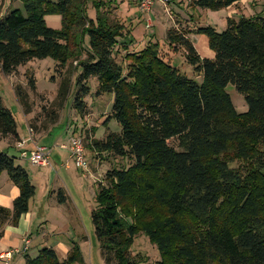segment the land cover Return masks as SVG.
Listing matches in <instances>:
<instances>
[{
	"label": "trees",
	"instance_id": "obj_1",
	"mask_svg": "<svg viewBox=\"0 0 264 264\" xmlns=\"http://www.w3.org/2000/svg\"><path fill=\"white\" fill-rule=\"evenodd\" d=\"M19 1L22 8H10L0 18L1 72L11 75L34 59L51 58L57 70L75 62L72 105L78 113L85 111L91 78L97 96H113L105 121L113 118L120 132L87 144L96 155L131 161L107 169L95 193L91 217L104 263L146 264L130 255L135 236L143 234L159 253L153 264H264L263 14L227 17L221 32L201 24L167 29L166 45L181 48L201 76L197 83L161 55L158 42L129 52L126 40L120 41L124 25L101 10L103 2L90 0L93 18L88 0ZM238 1L191 0V5L217 11ZM47 14L60 15V29L47 26ZM192 33L206 37L212 58L199 56L188 37ZM67 72L59 88L63 96L70 85ZM228 84L243 96L246 111L235 110ZM16 93L23 102L25 93L20 88ZM2 139L19 141L15 119L0 97ZM3 172L18 195L11 210L0 206V222L16 225L35 187L14 157L0 152ZM58 198L65 202L61 189ZM24 260L84 264L74 244L61 260L48 246Z\"/></svg>",
	"mask_w": 264,
	"mask_h": 264
},
{
	"label": "rangeland",
	"instance_id": "obj_2",
	"mask_svg": "<svg viewBox=\"0 0 264 264\" xmlns=\"http://www.w3.org/2000/svg\"><path fill=\"white\" fill-rule=\"evenodd\" d=\"M96 1L105 3L101 10L124 25L123 40L120 41L124 43L126 40L129 52L142 49L148 41L158 42L162 46L161 55L173 67L197 83L201 82V76L197 75L192 66L185 61L181 48L173 50L166 45L167 29L174 26L187 31L201 24L209 25L217 32H221L226 25L227 17L237 19L239 16H253L257 13L264 16V0H239L217 11L196 9L191 5V0H152L147 12L138 9V0ZM15 7L22 8L19 0H0V18L6 10ZM87 13L94 18L95 9L90 0L87 2ZM45 22L53 29L61 28V17L58 14L45 15ZM189 35L194 36L191 38ZM189 35L188 37L192 39L190 40L195 42L199 56L205 57L209 52L204 38L201 34ZM114 54L117 61L122 59L121 52L116 51ZM74 66L75 62H69L66 67L57 70V64L53 59L44 58L34 59L18 67L8 76L0 70V97L15 119L17 132L23 140L26 139L22 146L17 145L18 141L0 140V152L14 157L15 164L26 170L30 182L35 187L34 195L28 202L29 214L19 218L16 225L10 224L7 219L0 222L3 232L8 228V231L24 238L21 242L14 237L15 241L7 247L8 250H5L11 252L10 256L0 258L5 264H25V255L35 257L40 248L51 245L61 260L66 258L73 244L81 251L84 264H105L91 217V212L95 208V193L98 183L105 180L104 174L107 169L126 167L131 161L105 154L96 155L87 146L91 140L102 139L108 132L119 133L120 126L113 118L105 121L111 111L113 96L110 93L97 96L95 78L89 80L90 92L85 98L84 113L80 114L73 108ZM68 70L69 91L63 96L60 95L59 88L64 77L68 75ZM76 72H79V68ZM30 80L35 84L34 89L30 88ZM17 88L25 93L23 102L19 100L23 107L17 100ZM225 91L237 112L247 110L243 96L237 92L234 85L228 84ZM24 109L28 112L25 113ZM38 135L49 136L38 143L34 140ZM72 136L82 139L85 167H76L73 160L69 159L67 151L60 147V144L66 143ZM27 141L33 142L32 148L34 144L52 148L48 165H34L27 158L20 156L22 150L32 149H27L28 144L22 148ZM56 153L59 157L55 156ZM3 175L8 177L6 172H3ZM59 189L65 196V202L61 204L58 202ZM37 234L39 237H36ZM27 238H30L32 243L29 241L25 244ZM36 242H42L44 245L38 249ZM59 243L63 246L55 248ZM130 255H139L146 264H153L159 259L156 247L143 234L135 236Z\"/></svg>",
	"mask_w": 264,
	"mask_h": 264
},
{
	"label": "built area",
	"instance_id": "obj_3",
	"mask_svg": "<svg viewBox=\"0 0 264 264\" xmlns=\"http://www.w3.org/2000/svg\"><path fill=\"white\" fill-rule=\"evenodd\" d=\"M152 0H138L137 7L142 12H147L151 7ZM25 140H20L17 142L18 146H22ZM61 148L65 149L68 152L69 159L73 160L76 167H85L86 164L84 162L83 157V143L82 139L77 136H72L65 143L60 145ZM51 148L46 147L44 145L34 144V147L31 150H22L20 156L23 158H27L30 163L34 165H48V159L50 155ZM29 240H25V244H27ZM10 251H5L0 253V258H6V256H10Z\"/></svg>",
	"mask_w": 264,
	"mask_h": 264
},
{
	"label": "crops",
	"instance_id": "obj_4",
	"mask_svg": "<svg viewBox=\"0 0 264 264\" xmlns=\"http://www.w3.org/2000/svg\"><path fill=\"white\" fill-rule=\"evenodd\" d=\"M191 36V38L194 36V35H189V37ZM196 37L198 36V35H195ZM203 38H204V42H205V44L207 45V39H206V37L204 36V35H201ZM190 38V39H191ZM192 40V39H191ZM192 43H193V45H194V47H195V42H194V40L192 41ZM208 47V46H207ZM196 48V47H195ZM208 54L205 56L206 58H212L213 57V52L208 48ZM26 125L28 126V123H27V121H26ZM28 129H30L29 128V126H28ZM17 134H18V137H19V140H23L22 139V137L19 135V133L17 132ZM47 136H49V135H45V136H39L38 135V137H36L34 140L36 141V142H38L39 143V141L41 140V139H44V138H47ZM32 138H34V134L32 135ZM2 140H6V141H8L7 139H2ZM26 140V139H25ZM29 141H27L25 144H24V146L22 147V148H25L26 147V144H28V148L27 149H31L32 148V146H33V142L32 143H28ZM62 144H65V143H62ZM62 144H60V145H62ZM51 150H52V148H51ZM52 152V151H51ZM50 152V153H51ZM68 153V152H67ZM54 154V153H53ZM50 156V155H49ZM55 156L56 157H59V155L56 153L55 154ZM49 161V160H48ZM3 176V177H2ZM3 178V181H2V186H0V206L1 207H4V208H7V209H9V210H11L12 209V203H13V200H14V198L18 195V188L16 187V186H14L12 183H11V181L8 179V177H6V175H3V173L0 175V178ZM29 214V210H28V212H26L25 214H22L21 216H20V218H22V217H25V216H27ZM32 225H34V222L32 221ZM2 237H4V238H2ZM2 237L0 238V253L1 252H4L5 250H8L7 249V247L12 243V242H14L15 241V238L14 237H17L18 238V240L20 239L21 240V242L23 241V236L20 238V236H19V234L18 235H16V234H14L13 232H11V231H8V228L6 229V231L5 232H3V235H2ZM36 237H39V234H37L36 235ZM29 241H30V243H32V241H31V239L30 238H27ZM36 241V240H35ZM36 245H38L39 247H38V249L41 247V246H43L44 244L42 243V242H36ZM63 245H61L60 243L55 247V248H57V247H59V248H61ZM50 247H52L53 248V246L51 245ZM56 250V249H55ZM64 251H66V249L64 250ZM67 254V253H66ZM66 256V255H65ZM62 258H64V257H62ZM1 262V261H0ZM1 263H3V262H1ZM0 263V264H1ZM3 264H5V263H3Z\"/></svg>",
	"mask_w": 264,
	"mask_h": 264
}]
</instances>
